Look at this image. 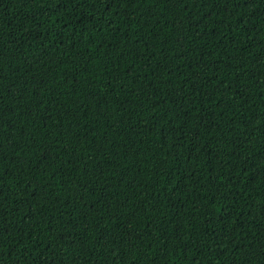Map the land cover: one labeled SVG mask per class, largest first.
<instances>
[{
    "label": "trees",
    "instance_id": "obj_1",
    "mask_svg": "<svg viewBox=\"0 0 264 264\" xmlns=\"http://www.w3.org/2000/svg\"><path fill=\"white\" fill-rule=\"evenodd\" d=\"M0 264H264V0H0Z\"/></svg>",
    "mask_w": 264,
    "mask_h": 264
}]
</instances>
